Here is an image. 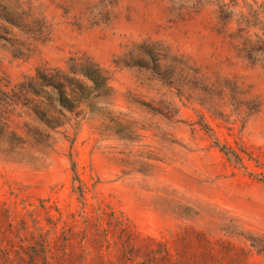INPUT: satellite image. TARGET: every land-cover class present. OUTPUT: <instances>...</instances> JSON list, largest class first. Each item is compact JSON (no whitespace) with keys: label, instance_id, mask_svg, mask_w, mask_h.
<instances>
[{"label":"rangeland","instance_id":"rangeland-1","mask_svg":"<svg viewBox=\"0 0 264 264\" xmlns=\"http://www.w3.org/2000/svg\"><path fill=\"white\" fill-rule=\"evenodd\" d=\"M259 39L264 0H0V87L87 56L111 88L50 126L0 114V264H264ZM146 40L212 98L114 63Z\"/></svg>","mask_w":264,"mask_h":264},{"label":"trees","instance_id":"trees-1","mask_svg":"<svg viewBox=\"0 0 264 264\" xmlns=\"http://www.w3.org/2000/svg\"><path fill=\"white\" fill-rule=\"evenodd\" d=\"M1 19L14 25L12 17ZM237 43L240 48H247L252 44L242 36ZM263 44L264 41L259 39L253 45L261 46L256 50L257 53L263 51ZM245 59L250 61L252 57ZM182 62L183 57L175 54L169 46L146 40L120 55L114 63L117 66L146 69L158 80L177 90L180 95L185 91L195 95L197 91L198 97L211 99V92L216 90V87L200 80L198 77H203L193 73L190 66ZM16 94L19 96H15ZM110 94L108 72L90 57H73L69 59L65 70H38L34 78L22 82L17 89L8 91L0 87V114L4 115L16 101H23V106L30 109L40 122L50 126L54 115L61 112L78 114L82 105H89Z\"/></svg>","mask_w":264,"mask_h":264}]
</instances>
